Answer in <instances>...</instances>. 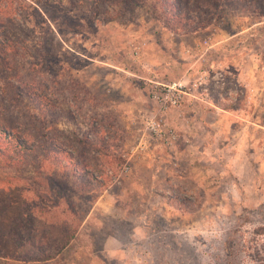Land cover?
<instances>
[{"label": "rangeland", "instance_id": "1", "mask_svg": "<svg viewBox=\"0 0 264 264\" xmlns=\"http://www.w3.org/2000/svg\"><path fill=\"white\" fill-rule=\"evenodd\" d=\"M181 5L179 0H0V43L15 42L18 50L9 68L0 63V122L9 126L11 119L15 128L31 130L26 124L37 120L49 128L54 144L48 157L40 149L24 160L15 152L0 156V230L30 237L24 259L60 245L66 230L75 229L78 234L58 261L264 264V0H217L201 14ZM239 32L221 43L219 52L205 54L214 59L224 54L230 63L231 75L224 84H213V94L240 116L232 136L226 135L231 143L221 150L215 139L212 159L175 181L163 172L166 159L147 154L153 146L161 152L166 145L144 125L148 115L163 123L158 106L150 99L153 112L140 113L128 124L114 107L113 84L118 78L130 83L139 69L149 71L140 61L147 54H157V66L167 59L174 63L173 43L180 38L190 48L193 36L216 41ZM241 51L248 53L242 66L258 93L238 85L232 75ZM168 74L158 82L181 79L174 78L175 70ZM7 82L26 86L5 93ZM256 94L262 108L253 106ZM255 120L259 126L252 124ZM175 134L166 146L178 141ZM167 161L179 176L175 170L181 166ZM152 163L159 177L134 191L129 185L137 179L134 171H140L143 182L147 173L141 166ZM44 177L62 185V200ZM99 196L111 208L104 205L82 222ZM65 199L73 204L70 211Z\"/></svg>", "mask_w": 264, "mask_h": 264}, {"label": "crops", "instance_id": "2", "mask_svg": "<svg viewBox=\"0 0 264 264\" xmlns=\"http://www.w3.org/2000/svg\"><path fill=\"white\" fill-rule=\"evenodd\" d=\"M240 33L241 32L234 35L232 34L228 36V38L216 41H212L211 38L208 37V39H205L203 42L198 41L196 36H193L190 48V44H187L184 38H180L173 43L175 50H177V59L174 63L173 60L167 59L164 62V66H162L167 69L156 65L157 59H155V57L157 54H147L146 58L142 57L140 61L149 67V71L139 69V74L133 73V77L135 78L130 79V83L125 84L118 78L116 79L117 84H113V87H115L114 90L117 91V97L113 101L114 107L119 118L129 124L134 123V119L138 118L140 113L148 112V110H150V113L153 112L154 109H151L153 106L149 98L151 89V84H149V82L162 79L164 77V72H168L170 77V71L175 70V79L181 78L184 82L189 83L200 76L205 77L207 85L187 94L180 108L170 109L169 111L160 113L163 121L161 124L162 127H174L175 132H178L179 135L178 141L172 146L165 145L164 150H161V152L157 150V146H153L149 149V153H147L150 157L159 156L160 158L166 159L164 163L167 164V168H164L163 172L167 173L168 177L175 181H184L183 178L188 177V174L197 171L194 170V166H196L197 163L206 164L212 159L211 150L215 139L218 141L216 146L221 150L231 143V137L228 138V141H225L226 135L232 136L233 124L240 120V116L235 106L227 107L223 104L225 99H215L214 94L216 91L213 92V84L218 87V85L224 84L225 77L231 75V72L227 70L230 63L226 62V55L224 54L221 59H214L205 54L209 50L211 52H219V47H221L219 45L221 43H229L233 36ZM167 45H171V43L168 42ZM237 45H239L240 50L243 45V40H237ZM240 53L241 54L236 58L238 60V67L236 68V72L232 75L236 77V80L239 82L238 85H242L244 88L249 87L251 92L254 91L258 93V88L248 83L249 74L246 72V68L242 66L243 61L247 60L248 53L245 52L242 54V51ZM217 66L219 67L217 68ZM140 79L146 84L145 87L141 84L142 82H140ZM253 106L256 109L258 107L262 108L261 100L258 99V94H256L253 99ZM252 124L259 126L256 120L252 122ZM238 129L239 127H236L234 132L236 133ZM142 157L143 156L138 159V162L142 160ZM168 158L171 159L173 162L172 164L177 162L181 166V168L175 170L180 174L179 176L173 175L172 170H174V168L172 169L173 165L170 166L167 161ZM141 168L145 174L147 173V180L144 179L142 182V179L140 180V171H134V175L137 173V179H134V181L129 184L132 186L130 187L133 188V190L135 189L134 191L145 187L144 183L146 181L155 182L156 178L159 177L158 174L160 169L154 163L148 164V166L142 165ZM190 177L194 176L191 175ZM102 199L104 200V198H100L99 196L98 199L95 200V203L92 204L90 210L82 219V222L88 221L89 219L91 220L92 213L102 209L104 205L111 208V204L101 201ZM78 232L79 231L75 233V236ZM2 240L6 241V246L4 248L5 252L0 255V264H71L70 261L65 262L64 259L58 261L57 259L61 253L66 250L68 245L72 243L74 237L69 241L70 243L66 244L54 257L47 260L24 259L22 255L25 250L26 242H14L12 235H3ZM8 252L13 253L14 256L6 255Z\"/></svg>", "mask_w": 264, "mask_h": 264}, {"label": "trees", "instance_id": "3", "mask_svg": "<svg viewBox=\"0 0 264 264\" xmlns=\"http://www.w3.org/2000/svg\"><path fill=\"white\" fill-rule=\"evenodd\" d=\"M216 1L217 0H194L191 3V7H190V5H187L188 2H190V0H179L180 5L182 4L181 7L186 6V8L188 10L191 9L192 12H196L199 14H201V12H204V10H205L204 7L208 6L209 3H211V5L214 6ZM205 13H208V12L205 11ZM197 17H199V16H197ZM201 22H203V21H201ZM199 23H200V21H199ZM17 55H18V50L15 48V42L7 41V43L6 42L0 43V63L2 64L3 67L9 65L11 63V60L14 62L15 61L14 58ZM20 85L21 86H19V84L7 82L6 83L7 87L3 88V92L6 93V91H8L11 87H13L15 89H18L20 87L23 91V88L26 85L24 83L20 84ZM16 96H17V93H16ZM13 98H14V95H12L11 98H9V99H11V101H12ZM0 105H1V109H4V104L0 103ZM34 120H36V119H34ZM8 121L10 123L9 126L5 122H2V121L0 122V156L5 155L6 152H8V153L15 152V153H18L20 155V157H22V159L24 160L25 157L29 156L30 154H33V151L36 149L37 150L40 149V151H42L46 157H48V155L51 154L50 152H51V149L54 146V144L52 143L51 137H49V131L50 130L47 126L42 127L40 123H37L38 122L37 120L34 122L31 121V122L26 124L27 127H30V129L32 128L31 130L36 132L38 139H40V140H37V138L34 136L35 134H33L31 132V130H29V129L25 130V128H23V130H19V129H17V127L16 128L14 127V123H15L14 120L9 119ZM18 125H20V124L18 123ZM32 142H35V143L32 144ZM6 155H8V154H6ZM6 163H11L9 161V158H7ZM49 176L50 175H48V177ZM44 178H45L46 186L50 190L56 191L59 195V199L62 200L63 199L62 197H64L63 196L64 194L61 191L62 185L53 186L52 184L54 181H50L46 177H44ZM59 184H63V183L61 182ZM65 202H66V206L69 208V210H67V211H70L73 204L70 203V206H69V202L66 199H65ZM0 204H1V201H0ZM53 205H54L53 207H56L55 205H58V202H55V204H53ZM0 210H3L1 208V206H0ZM1 218H2V214H0V222H2ZM0 228H1V224H0ZM75 232H76L75 229H73L71 231H68V229H67L65 234H64L62 243L60 245H51L52 247L47 248V250L38 249V251L35 252L36 254H31L30 256L25 255V257H28L31 259H38V260H47L49 258H52L58 253V251L63 246H65L66 244L69 243V241L74 237ZM3 235H12L14 238V241H16L18 243L19 242H26L27 239L30 240V237H25L23 234L0 230V255H2L4 253L3 249L5 248V245L2 241Z\"/></svg>", "mask_w": 264, "mask_h": 264}, {"label": "built area", "instance_id": "4", "mask_svg": "<svg viewBox=\"0 0 264 264\" xmlns=\"http://www.w3.org/2000/svg\"><path fill=\"white\" fill-rule=\"evenodd\" d=\"M137 53V51H135ZM150 90L151 101L158 106L159 111L166 112L170 109L180 108L183 104L184 97L194 90H197L204 83V76L196 78L193 82H184L182 79L171 82L151 81ZM145 129L152 133L156 139L163 141L166 145L171 144L176 139L173 128L162 127L161 118L153 115L144 117ZM143 144H138L137 148L143 149ZM125 157V155H123ZM129 167L123 166L122 171H127Z\"/></svg>", "mask_w": 264, "mask_h": 264}]
</instances>
